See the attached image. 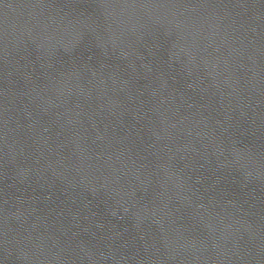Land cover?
Returning a JSON list of instances; mask_svg holds the SVG:
<instances>
[{"label": "water", "instance_id": "95a60500", "mask_svg": "<svg viewBox=\"0 0 264 264\" xmlns=\"http://www.w3.org/2000/svg\"><path fill=\"white\" fill-rule=\"evenodd\" d=\"M0 264H264V0H0Z\"/></svg>", "mask_w": 264, "mask_h": 264}]
</instances>
